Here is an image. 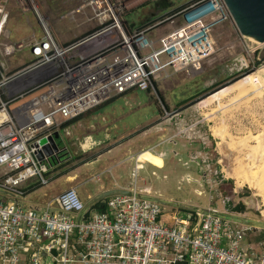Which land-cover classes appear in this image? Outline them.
<instances>
[{"label":"built area","instance_id":"1","mask_svg":"<svg viewBox=\"0 0 264 264\" xmlns=\"http://www.w3.org/2000/svg\"><path fill=\"white\" fill-rule=\"evenodd\" d=\"M12 1L37 14L41 36L9 40ZM85 8L95 14L98 26L61 44L38 11V1L0 0V264H264V251L244 244L253 224L234 223L226 207L194 206L190 219L177 217L143 193L137 161L131 181L120 187L131 194L107 197L102 210L87 214L74 186L39 208L24 204L30 190L48 184L52 177L46 175L55 170L35 158L34 141L113 97L147 90L167 68L201 69L214 50L212 31L231 19L223 0H194L177 14L181 24L153 38L148 30L166 20L126 31L118 2L84 0L60 17ZM23 49L31 60L5 72L3 59ZM195 133L178 129L176 135L201 142ZM202 148L190 158L199 159L204 182H215L216 171ZM229 201L222 198V203Z\"/></svg>","mask_w":264,"mask_h":264},{"label":"rangeland","instance_id":"2","mask_svg":"<svg viewBox=\"0 0 264 264\" xmlns=\"http://www.w3.org/2000/svg\"><path fill=\"white\" fill-rule=\"evenodd\" d=\"M37 1L40 7L38 11L46 16L53 36L61 44L75 41L98 26L96 16L89 8L75 12L70 18L60 17L63 12L79 7L84 0ZM109 1L111 4L118 2L121 5L122 9L119 14L126 31L132 29L129 26L131 22L137 26L151 19L149 13L154 9L153 0H144L139 4H134L139 0ZM10 5L6 25L9 40L31 39L43 34L44 28L39 23L35 12L13 1ZM181 20V16L175 15L159 26L148 30V33L153 38L158 37L181 24ZM212 36L215 42L214 50L202 62L200 70L185 73L184 71L174 72L171 68H167L148 87L150 98L143 91H138V93L142 99H149L147 102L152 104L149 108L155 109L156 115L152 117L150 123L158 131H166L175 137H178L176 135L178 129L183 130L185 134L193 132H196L194 135L201 134V142L198 138H193L194 141L191 144L197 149L201 144L202 151L203 146L204 150H207L212 169L216 171L215 182L197 184L194 180L202 178V174L194 162L185 165L175 157L156 160L151 155H144L141 159V161H146L138 171L137 179H146L145 182L151 186L152 192L156 195L160 193L159 198L162 201H185L193 206L202 208L214 206L222 211L226 210L225 207L231 209L232 212L227 211L226 213L230 219L238 218L256 225V228L250 234L248 233L249 235L246 233L247 242L251 243L255 250L264 251V82L262 74H257L259 78L261 77V81L259 78L255 81L257 86H249L246 94L240 98L233 100L232 97L226 96L225 99L219 102L214 101L213 104L203 103L206 97L199 98L228 81L241 77L244 71L232 75L220 74L214 78L212 83L214 86L204 87V82L209 81L211 72L217 68L223 70L229 69L232 65L239 66V62L234 58L241 55L247 58L252 67L259 58L262 46L259 42L242 38L232 19L214 28ZM30 60L27 49L15 52L3 59L5 72L9 73L19 69ZM254 87L259 88L254 89ZM122 99L117 97L112 104L119 102V104H125ZM193 101L194 103L190 106L184 107ZM176 102L180 104L179 107H176ZM122 107L125 109L124 113L129 114L127 122L131 124L143 120L147 114L145 109H139L130 114L127 110L128 106L122 105ZM179 109L180 111L172 114ZM145 128L143 124L137 125L129 133H140ZM59 133L60 140L63 141L65 139L63 129H60ZM158 133L153 130L148 137H156ZM182 139L185 140L183 137ZM184 158L188 160V154H185ZM130 172L131 169L126 170L125 165L117 168L115 173L119 174L117 175L119 176L118 182L120 184L130 182L132 179ZM235 175L246 176L251 181L242 180V183L237 185ZM46 177L49 178L50 174ZM65 181L61 178L50 186L40 187L32 191L30 197L40 198L44 195L58 193L73 185ZM29 183H33V180L31 179ZM96 185L97 182L93 181L85 184L84 187L77 188L83 201V189L93 190ZM224 194L230 200L227 205L222 203ZM165 207L167 211L171 210ZM234 223L240 224L235 220ZM256 223H261V225ZM260 235L263 238L262 242L259 244L252 242Z\"/></svg>","mask_w":264,"mask_h":264},{"label":"crops","instance_id":"3","mask_svg":"<svg viewBox=\"0 0 264 264\" xmlns=\"http://www.w3.org/2000/svg\"><path fill=\"white\" fill-rule=\"evenodd\" d=\"M131 24L136 26L134 22H131L129 26ZM140 25L141 24L139 23V25L137 26ZM167 32L161 35H164ZM137 91L140 90L133 89L126 92L125 94L113 97L109 101L79 116L77 119H75V121H67L61 125L59 129H63V132L65 134L64 141L68 143V154H75L77 165L73 169H70L68 172H60L58 170L51 171L49 174L50 177H52V180L48 184L44 185L45 187L52 185L55 181L61 180V178L66 180L65 182L72 183V186H74L76 189L84 187L85 184L95 181L97 182V185L93 190L83 189L84 201H82L84 202V204H86L89 200H92L93 198H95V196L105 190L115 187L127 186L129 182L125 184H120L118 182L119 176L117 175L119 174L115 173L117 168L125 165L126 170L129 168L132 170L138 154H140L150 146L156 144L158 142V138L166 139L174 137L180 141V143L178 144H182L183 146L185 144L187 146L185 148L186 150L183 149L182 145L181 146L182 149L186 152L176 149L178 153L191 154L197 149H195V147H193L192 144L189 143V141L183 140L181 137L179 138L175 137L174 135L172 136V134L166 131H158L153 126H151V119L155 115H153L151 111L148 110V103H144V107L143 105H138L135 103L134 100L138 97L137 95H135ZM138 95L140 96V93ZM117 97H121L123 98L122 100H128L129 102L125 104H119V102L113 105L112 102ZM122 105L128 106L127 110L130 112V114L139 109H145L147 111V114L144 116L143 120L131 124L127 122V117L129 116V114L124 113L125 109L122 107ZM142 124L146 126L143 131L139 130L140 133L137 132L135 134L129 133V131L132 130L133 127ZM153 130L159 133L156 135V137H148V134H150V132H152ZM168 146H171V144H169ZM146 155H151L153 158L156 157V160L167 159H161L157 156L154 157V155L150 154L149 152L146 153ZM143 156L144 155L140 157L139 161H141ZM140 167L142 168L141 164ZM140 180L142 182L141 187L144 189L143 193L153 197L155 193L152 192L151 186L147 182H145L146 179L143 180L142 178H140ZM40 187H35L27 194L24 202L26 206L33 205L39 208L44 204L45 201L49 200L50 197L56 194L55 192L54 194L44 195L40 198H31V192ZM168 212L174 213V210L171 209ZM164 218L168 219V216L165 215ZM234 220L241 224L248 223V221L238 218ZM247 239L248 238H246V241L244 243L245 246L248 247V245H250L253 247L251 243L247 242ZM260 242L262 241L257 242V244H259ZM255 251L262 252L259 250Z\"/></svg>","mask_w":264,"mask_h":264},{"label":"water","instance_id":"4","mask_svg":"<svg viewBox=\"0 0 264 264\" xmlns=\"http://www.w3.org/2000/svg\"><path fill=\"white\" fill-rule=\"evenodd\" d=\"M144 0L136 3L139 4ZM194 0H153V6L156 8V13H153L151 19L147 20L145 23L137 26L136 28H143L150 24L156 23L158 21L162 22L175 16L179 13V11L188 5L189 3L193 2ZM232 21L234 22L235 26L237 27L239 33L243 37H250L254 39L256 42L264 43V0H223ZM130 27H134L133 24ZM239 62V66L237 67V71L244 70L242 76L247 75L264 62V48L260 50L259 58L251 67L247 58L244 55L238 56L234 58ZM235 72V71H234ZM233 71L229 73V75L234 73ZM241 76V77H242ZM240 78V77H239ZM239 78L233 79L225 83L224 85L215 88L208 93L204 94V96L199 97L203 99L208 97L209 95L213 94L214 92L232 84ZM120 96V95H119ZM198 98V99H199ZM199 99V100H200ZM193 102L189 103L184 107L190 106ZM176 110L175 112H178ZM175 112H172L174 114ZM171 114V113H170ZM60 129L53 131L51 134L46 136H42L34 141L31 146L34 147V156L38 161L46 160L51 167L56 169L57 165L62 163V159L66 160L65 157L68 156H75V154H68L69 147L68 143L64 140H60ZM180 143L177 138H158V142L153 146H150L145 151L149 152L150 154L157 155L161 158H166L169 154H178L177 150L174 148L176 144ZM171 144V146H168ZM193 159L190 158L189 162ZM142 166L145 164V161H139L138 158L136 160ZM193 162L198 166L197 168L202 170V166L198 160H193ZM197 184L201 185L204 182V177L197 178L194 180ZM115 194H125L130 195L131 192L127 189L115 187L108 190H105L95 196L92 200H89L85 204V208L90 209V212H93L95 208L93 207L95 204H104L105 199L111 195ZM152 200L167 206L174 210V213L177 217L181 219H190L191 214L189 211L193 210L194 206L191 203H187L185 201L177 202V201H169L165 200L162 201L161 198L150 197ZM16 200V198H15ZM250 224L251 222H248ZM261 225V223H256ZM256 226V225H255ZM45 252H43V256H45Z\"/></svg>","mask_w":264,"mask_h":264},{"label":"bare ground","instance_id":"5","mask_svg":"<svg viewBox=\"0 0 264 264\" xmlns=\"http://www.w3.org/2000/svg\"><path fill=\"white\" fill-rule=\"evenodd\" d=\"M35 2H37V0H34ZM141 0H139L138 2H140ZM137 3V2H136ZM134 3V4H136ZM245 38H248L249 40H252L253 42H256L254 39L250 38V37H245ZM260 45L264 48V43H261L259 42ZM200 69V68H199ZM197 69V70H199ZM259 69V70H258ZM197 70H193V71H197ZM259 73L262 74V77H263V82H264V62L257 68V70L254 72V73H249L247 75H244L242 77H240L238 80H236L235 82H233L232 84L214 92L213 94L209 95L208 97H206L203 101V103H206V102H210V104H213V102L217 101H221L222 99H225L226 96H230L234 99H237V98H240L242 97L244 94H246V92L248 91L247 88L249 86H257L255 81L259 78L258 75H260ZM258 74V75H257ZM261 78V77H260ZM259 78V80L261 81V79ZM258 80V81H259ZM259 81V82H260ZM262 82H260V85ZM264 84V83H263ZM263 86V85H262ZM259 88V87H258ZM258 88H255L254 89H258ZM214 102V103H215ZM175 112V111H174ZM256 140V139H255ZM146 153H148L147 151H142L140 154H138V160L140 159V157L142 155H146ZM259 169V168H258ZM236 177L235 180L237 182V185L240 184V182L242 183V180H247L249 181V179L246 177V176H237L235 175ZM251 181V179H250ZM249 181V182H250ZM254 181V180H253ZM250 185H253V184H250ZM241 187V185H240ZM264 189V188H263Z\"/></svg>","mask_w":264,"mask_h":264},{"label":"flooded vegetation","instance_id":"6","mask_svg":"<svg viewBox=\"0 0 264 264\" xmlns=\"http://www.w3.org/2000/svg\"><path fill=\"white\" fill-rule=\"evenodd\" d=\"M154 7V6H153ZM153 13H156V8H154L153 9V11L152 12H150L149 13V17H153L152 16V14ZM234 64V63H233ZM237 67L238 66H231L229 69H223V70H220V69H216L215 71H213V72H211L209 75H210V77H209V81L207 82V81H205L204 82V87L205 86H210V85H213L212 83H213V81H214V78H217L218 77V75H220V74H223V73H225L226 75H228L229 74V71L230 72H234L233 74H236V73H238V72H240V71H237L236 69H237ZM230 69H233V70H230ZM242 71V70H241ZM232 75V74H231ZM214 86V85H213ZM147 96H148V98H150L149 97V93H148V89L147 90H144L143 91ZM139 93H138V91L136 92V94L135 95H137L138 97L137 98H135V103L136 104H138V105H143L144 103L146 104V103H148L147 101H149V99H142L139 95H138ZM193 99V98H192ZM191 100V99H190ZM129 101L128 100H125L124 101V103H128ZM133 102V101H132ZM178 102H176V104L175 105H177L176 107H179L180 106V104H177ZM145 105H143V107H144ZM149 107H152V104H150V103H148V110H150L151 111V113L153 114V115H156V113H155V109L154 108H149ZM178 109V108H177ZM179 111H180V109H179ZM189 143H191L190 141H189ZM182 144H177V145H175V149H177V150H183V149H185L187 146L184 144V146H183V149H182V146H181ZM189 147H190V145H189ZM186 150V149H185ZM184 151V150H183ZM184 152H186V151H184ZM184 155H185V153H178V154H169L166 158H168V159H171L172 157H175V158H177L181 163H183V164H185V165H188L189 164V160H190V154H188V160H186L185 158H184ZM155 156H157V155H154V157ZM158 158H161V157H159V156H157ZM66 158V160H64V158L62 159V163H60L59 165H57V168L55 169V170H58L59 169V171L61 172V171H65V172H68L70 169H73L74 167H76V165H77V161H76V158H75V156H68V157H65ZM156 158V157H155ZM162 159V158H161ZM191 162H193V160L191 161ZM59 166V167H58ZM198 167V166H197ZM201 174H202V177H204V172H203V170H201ZM160 195V193H158L157 195L155 194L154 196H159ZM153 196V197H154Z\"/></svg>","mask_w":264,"mask_h":264},{"label":"trees","instance_id":"7","mask_svg":"<svg viewBox=\"0 0 264 264\" xmlns=\"http://www.w3.org/2000/svg\"><path fill=\"white\" fill-rule=\"evenodd\" d=\"M242 71H244V70H242ZM73 121H75V120H71V122H73ZM65 125V124H64ZM199 148H200V145H199ZM196 149V148H195ZM57 168V167H56ZM222 193H223V191H221ZM225 195V194H224ZM225 196H227V195H225ZM229 202H227V204H228ZM226 204V205H227ZM94 208H96V209H104L105 207H104V204H100V205H98V204H95L94 206H93ZM228 209V208H227ZM230 212H232V210L231 209H228ZM89 209L87 210V214L89 213ZM250 234V233H249ZM263 238H262V236L260 235V237L259 238H254L253 239V241L252 242H254V243H257V242H259V241H261Z\"/></svg>","mask_w":264,"mask_h":264}]
</instances>
